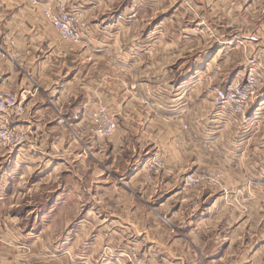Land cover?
Returning a JSON list of instances; mask_svg holds the SVG:
<instances>
[{
    "label": "rangeland",
    "instance_id": "374dc122",
    "mask_svg": "<svg viewBox=\"0 0 264 264\" xmlns=\"http://www.w3.org/2000/svg\"><path fill=\"white\" fill-rule=\"evenodd\" d=\"M22 1L36 13V17H42L41 20L59 34L45 14L47 9L53 12L59 9L58 0H40L43 5L33 4L30 0ZM83 1L88 5L94 3V20L103 24L119 19L121 26L132 21L134 26L130 33H137L141 29L140 20L148 21L152 13L146 5L155 0ZM176 1L182 3L181 13L191 25L201 21L203 13H216L221 6L220 0ZM242 1L246 9L242 16L243 34L252 38L259 31L264 37V0ZM140 3L143 6H139ZM68 6L72 9L76 7L75 0H70ZM83 10L87 22L85 8ZM218 16L223 17L224 14L211 15V23L216 28L219 26ZM221 21L224 22L223 18ZM225 21L228 19L225 18ZM87 30L83 31V36ZM106 30L94 27V34L111 33ZM231 36L235 37L233 32ZM210 39L213 42L206 56L194 59L196 70L189 86L185 84L173 91L164 84L157 87V97L162 96L168 101L177 98V101L187 104L176 112L180 119L176 125L177 135L170 137L164 134L161 141L156 139L158 147L151 139H145L149 143L144 150H130V155L123 150L108 148V140L124 127L122 106L118 109L114 101H94V114L99 107H104L115 119L116 128L110 136H100L94 130V146H101L102 151L94 149V161L87 153L84 169L79 172L80 179L75 178L72 169L51 170L41 161L30 164L28 168L22 164L15 165L12 157L19 148L11 150L0 146L2 264H46L43 261L49 258L94 264V259L101 263L100 259L112 251L121 252L119 256L129 264H147L135 249L118 251L115 248L117 251H110L107 246L101 245L106 242L105 233L98 235V244L94 243V238L100 227L131 226L137 225L138 220L142 221L137 215L125 216L122 212V209H131L136 204L134 200L148 199L146 203L154 209L152 204L166 195H173L171 199L174 200L169 201L172 208L177 207L182 212L180 216H196L207 209L225 211L224 217L218 219V226L227 232L244 234L259 246H264V107L258 108L262 112L257 125V119L251 118L256 104L249 105L245 115L231 117L223 115L214 101L217 89L225 88L234 78L244 76L249 55L258 50L264 51V48L257 46L243 51L241 43H234L235 38L222 42V39L226 40L224 34H212L211 38L205 39L209 40L206 46ZM238 45L239 48H235ZM39 49L43 50L41 46ZM126 76L123 75L122 79L125 80ZM32 77L36 81V77ZM164 78L163 82H166L169 77ZM119 94L122 100L125 91L120 90ZM139 95L136 92V97ZM152 96L143 97L139 103L144 105L153 101ZM15 124L10 123V126ZM133 124L134 128L139 126ZM146 124L141 125V129ZM165 124L168 126V122L163 120L150 123L152 127ZM153 159L156 161L153 162ZM157 164L161 168L156 171ZM116 198L121 201L116 203ZM124 199L127 201L124 202ZM163 220L168 224H177L169 216H163ZM33 242L34 246L29 248L27 244ZM32 253L35 255L32 256ZM28 257L31 261L27 260ZM51 264L59 263L52 260Z\"/></svg>",
    "mask_w": 264,
    "mask_h": 264
},
{
    "label": "crops",
    "instance_id": "0c3cea01",
    "mask_svg": "<svg viewBox=\"0 0 264 264\" xmlns=\"http://www.w3.org/2000/svg\"><path fill=\"white\" fill-rule=\"evenodd\" d=\"M75 2L76 6L85 8L88 20V30L81 44L64 42L22 0H0V43L8 55L0 58V87L12 91L24 101L26 108L25 115L16 124L27 131V144L13 153L15 165L28 168L41 161L51 170L72 169L75 178L80 179L79 172L84 169L87 153L94 161V149L102 151L101 146H94L90 124L94 101H114L118 109L122 106L124 127L108 140V148L130 155V150H144L149 143L145 139H151L157 146L155 140L161 141L164 134L177 135L176 125L180 119L176 112L187 106L177 98L168 101L162 96L157 97V87L164 84L173 91L185 84L189 86L196 70L194 59L205 57L213 42L210 39L206 46L209 40L205 39L211 38L212 34H224L226 40L222 39V42L235 38L234 43H241L243 51L257 46L264 48V37L259 31L253 39L243 34L245 8L242 0H220L218 11H207L209 16L203 13L201 21L197 20L195 25L183 17V6L179 1L155 0L146 5L152 13L150 16L145 14L149 16L148 21L140 20L141 29L137 33H130L134 26L132 21L123 26L119 19L101 24L94 20V3ZM221 12L224 16L216 18L219 22L216 28L211 23V15L217 16ZM99 26L111 33L94 34V27ZM123 75H127L125 80ZM164 77H169L166 82H163ZM120 90L125 91L122 100ZM136 92L140 93L138 97ZM149 94L153 95V101L141 105L139 102ZM261 112L253 109L251 113V118L257 119V125ZM162 120L168 122V126L150 125ZM133 123L139 126L134 128ZM143 124L146 126L141 129ZM172 196L157 199V203L152 204L154 209L146 203L148 199L134 200L137 206L132 205L131 209H122V212L125 216L137 215L142 221L131 226L100 227L94 243L100 233H105L106 242L101 245L110 251L135 249L147 264H264L263 245L259 246L244 234L227 232L218 226V219L224 217L225 211L207 209L196 216H180L182 212L170 204ZM119 201L121 199L116 198L115 202ZM163 216L174 218L177 224H168ZM34 244L27 246L32 248ZM119 253L112 251L100 259L101 263L94 259V264H129ZM52 260L59 264H80L74 259L59 258L43 262L51 264Z\"/></svg>",
    "mask_w": 264,
    "mask_h": 264
},
{
    "label": "built area",
    "instance_id": "2783aa9c",
    "mask_svg": "<svg viewBox=\"0 0 264 264\" xmlns=\"http://www.w3.org/2000/svg\"><path fill=\"white\" fill-rule=\"evenodd\" d=\"M33 4H42L40 0H30ZM39 1V2H38ZM70 0H58L60 7L53 12L45 10L51 24L59 31L65 41L81 44L83 31L88 28L83 17L84 8L76 6L69 8ZM94 1V0H91ZM7 49L0 43V58H6ZM216 107L223 115L238 117L245 115L251 104H256L255 110L264 107V51L251 53L245 64L243 77L234 78L225 88L217 89L214 97ZM25 114V107L12 91L0 87V146L14 149L27 143V131L16 123ZM65 123L63 119L59 120ZM91 130L100 136H110L116 128L115 119L110 116L104 107H99L94 114L90 113ZM156 161L155 159L152 160ZM156 171L161 168L157 164Z\"/></svg>",
    "mask_w": 264,
    "mask_h": 264
}]
</instances>
